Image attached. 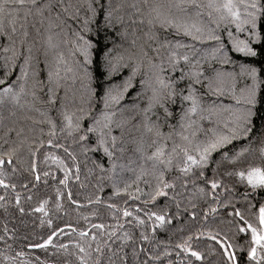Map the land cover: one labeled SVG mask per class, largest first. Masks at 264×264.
Instances as JSON below:
<instances>
[{
    "label": "snow or ice",
    "instance_id": "1",
    "mask_svg": "<svg viewBox=\"0 0 264 264\" xmlns=\"http://www.w3.org/2000/svg\"><path fill=\"white\" fill-rule=\"evenodd\" d=\"M63 13L67 15V19L79 21V8L74 12H69L73 5H64L63 0L59 5ZM53 4L51 0L45 3H38V0H0V36H3L8 43L3 47V52L11 53L5 56V77L11 74L12 69L16 66L17 60L22 56V62L19 66V75L17 80L24 81L20 84L19 89L12 85H8L0 89V109H3L8 103L13 105H21L22 96L31 95L35 97V91H27L26 84L29 75L36 77L39 71L43 70L47 73V82L49 87V102L55 103V92L60 87L61 80L71 78L73 81L80 80L82 93L81 105L73 111L62 101L61 114L63 123L60 127V132L72 137L77 133L80 140H87V133H96L98 146L103 147L104 153L109 157L111 169L106 170L103 165H98L101 171H111L115 173L117 164L112 159L114 152L110 149H116L117 140L119 137L112 134V125L115 124L118 128H123L126 121H114L113 117L116 115L115 111H110L111 108L120 105L124 99L128 89L131 88L132 81L137 74L147 76V79H141V85H147L151 89L152 95L149 97L148 105L142 109V128L139 143L136 151L140 153L143 161H150L151 167H146L141 164L138 175L133 183H137L144 176H151L155 182L145 180L146 184L150 185V191L146 193L148 201H155L157 197H169V189L172 190L170 199L175 202L176 216L180 215L181 201L178 197L181 195L176 189L179 187L187 191L188 185L191 183L194 188L201 195H210L212 201L219 204L217 189L221 187V181L216 179V174L225 161L229 163H236L245 152L248 151L246 147L239 151H234L229 154V151L221 152L219 160H213L212 154L220 149H225L232 141L243 138L247 140L250 135H259L264 141V113L259 114L256 109L257 104V73L258 69L250 65H241V74H247L252 79V85L240 89L237 93L235 86V73L226 71L222 68L213 67L211 61H217L222 65L233 63L229 56L227 46L222 41L221 36L217 34L221 23L235 24L237 32L243 31L245 25H250L249 35L255 37L260 41V36L257 33L258 20L264 17V3L261 0H208L207 4L201 0H167L166 3H152L148 0H87V15L82 21H79L77 28H72L71 37H68L66 28L71 27L66 19H62L61 13H57L55 18L52 17ZM207 10L208 21L203 19L205 11ZM45 12L48 16L45 17ZM22 13L20 17L18 14ZM39 17L40 22L44 19L48 20V28H61L63 37L61 41L54 42L51 35L48 36L46 44L43 46V68L39 67V49L34 43L27 42L26 38L28 32L25 28L20 33L21 39L19 41L21 47L27 43L26 50L21 51L17 47V40L15 34L18 29L16 27L17 19L22 18L27 21L28 17ZM99 19L98 22V18ZM7 19L9 27L6 26ZM147 24L149 27L148 33L145 35L155 41V46L147 43H138L135 29L130 33L128 29L134 25ZM215 25L213 28L211 25ZM95 25V27H93ZM167 33L171 30L174 36H183L188 38L189 42H184L180 39H168L166 36L161 38L156 29ZM231 42L232 49L236 53L243 54L249 57H256L258 52L250 46L248 40L238 39L233 36L231 31L225 29ZM60 35V34H58ZM131 35L134 37L130 41V47L126 48L122 53H115L117 47H123L118 43L127 39ZM92 37H95L94 39ZM206 41H215L216 44L208 49L203 50L202 55H197L201 49L197 44L203 45ZM60 43H70L72 46V55L75 57L79 55L82 60L76 59L70 65L66 60L64 52L60 50ZM111 45V46H109ZM131 49H135L134 51ZM166 50V51H162ZM180 49H187L188 51L181 52ZM99 51V65L98 69L100 77L93 75V55ZM151 52V54H150ZM196 56L195 59L192 57ZM35 62V64H34ZM181 62L188 66L187 70L181 67ZM208 63V68H204V64ZM131 65V70L127 76L121 77V82L117 83L113 80L114 76H118L124 68ZM179 73V75H176ZM70 74V75H69ZM107 81V83H105ZM5 80L0 79V84H4ZM40 83V81H36ZM93 83L97 87H93ZM199 85L203 91L196 86ZM35 87V85H33ZM141 93H137V96ZM97 98L102 104V109L97 116L93 118V122L83 130L81 121L85 116H88L91 109L83 106L90 102L93 98ZM207 97L208 99H205ZM67 92L64 100H67ZM187 102V106H185ZM171 105L177 106V111L174 113ZM30 108L32 104L28 105ZM135 106V104L133 105ZM159 108V113L154 109ZM152 113L156 119H151L149 115ZM13 116L15 112L11 113ZM224 114H227L226 119H222ZM174 115H178L175 124L169 121ZM255 118V122H254ZM5 117L0 112V124H3ZM167 124L168 132L162 130V123ZM207 121L211 127L207 128L205 137L197 139V133L204 130L203 123ZM46 122L49 125L47 140L49 146H53V139L57 135L56 123L48 118ZM222 125V127H221ZM6 127L5 137L14 131L11 127ZM30 131H34L31 130ZM40 134L43 135L44 129H40ZM23 129L16 131V140L11 141V145L6 151L0 152V186L4 188L11 187L15 190V184H8L3 178L5 175V166L11 168L12 172H16L17 166L13 162V157H16V163L20 162L17 153L21 148L26 147L28 153L33 157V162L30 164V170L35 175V180H40L39 173L36 172L35 157L40 147L45 143L43 139L29 140L28 137H21ZM149 147L155 146L154 150L149 154L145 151L144 145L148 143ZM109 141L110 147H109ZM168 141H172L170 149L168 148ZM5 143H9L5 139ZM36 144V148L32 145ZM55 147H62V145H54ZM68 152V149H64ZM122 152L123 149L121 148ZM264 153V149H261ZM71 155V153H69ZM75 160V157H72ZM51 159L58 163L64 170V179L60 181L61 184L67 185L68 175L71 169L64 165V162L56 156L51 154L45 156V160ZM210 164H214L212 169L213 177L205 179V183L210 185V191L206 192L204 187L197 185V180L204 178V169L208 168ZM124 168V165H120ZM175 168L177 175L171 179L166 178V173L171 172ZM76 179H79V167L76 166ZM231 176V171L226 172ZM235 175L241 181L247 182V185L252 189L264 188V167L249 166L247 170H237ZM44 176H48V172H44ZM27 182L22 184V187L27 188ZM131 184L125 182L123 188L113 184L114 195H119L125 192L129 197L139 199V196H134V193L129 192L128 189ZM102 190V188H101ZM142 190L137 187L135 192ZM58 196L60 195L57 190ZM248 192L243 193L245 198L248 197ZM68 198L73 204L79 206V202L72 200V193H68ZM4 197L0 196V200ZM31 199V197H28ZM19 194H17L16 202L19 204ZM101 198L96 196L95 202L99 203ZM88 203H93L89 199ZM230 204L231 201H227ZM45 204L47 200L43 201L36 211L46 213ZM61 205L57 204L59 208ZM111 209H116L115 204H108ZM195 207V206H193ZM23 213L24 209H19ZM186 210V209H185ZM137 211H140L137 208ZM217 207L209 205L204 212V218L207 219L209 214H215ZM127 208L123 210V216H131ZM149 219L154 217V223H159L163 226L165 223L171 222V217L166 218V214L157 212L146 213ZM195 218L196 213H191ZM229 215L239 217L243 222V226H238L239 233H247L250 231L251 241L250 247L247 250L249 261H255L256 264H264V202L261 203L258 211L256 222L246 220L239 208L233 207ZM137 220L143 223V220L137 216ZM51 224V221H48ZM92 227L103 229V224H95ZM5 231H7L5 229ZM58 231H63L62 229ZM75 231V229H73ZM57 233L54 231L43 244H31L29 247L42 248L52 244L53 237ZM218 233H208L211 240L216 241L221 249L222 255L226 258L227 264H239L236 251L233 250L237 246L227 242V238L223 240L218 239ZM81 237L87 236L84 231L80 232ZM3 239V237H0ZM96 239L95 236L92 237ZM147 240L148 237L144 236ZM192 237H188L191 241ZM185 241L183 244H178L184 252L190 253L196 260H203L202 253L198 250H193ZM62 248H67V245H60ZM76 248L79 251L78 260L80 264H99V260L91 261V252L86 251L85 247L77 243ZM91 248V245L88 246ZM258 249L260 252L258 253ZM95 251L101 252V248L97 245ZM23 255V253H18ZM179 256V253H177ZM146 264V262H145ZM191 264V261H189Z\"/></svg>",
    "mask_w": 264,
    "mask_h": 264
},
{
    "label": "trees",
    "instance_id": "2",
    "mask_svg": "<svg viewBox=\"0 0 264 264\" xmlns=\"http://www.w3.org/2000/svg\"><path fill=\"white\" fill-rule=\"evenodd\" d=\"M45 2L47 0H38V3ZM113 2L115 3L116 0H113ZM142 2L143 0H141ZM166 2L167 0H148L149 4ZM201 2L207 4L208 0H201ZM51 3L53 4V19L57 13H61L62 19H66L68 24L71 25V27L65 29L68 33L67 38L70 39L72 28H77L79 21H82L88 14L87 0H63L64 5H73L69 12H74L76 8H79V21L67 19V15L63 13L59 6L61 0H51ZM261 3H264V0H261ZM18 15L23 16L22 13ZM47 16L48 13L45 12V17ZM99 19H102V17L98 18V22ZM203 19L205 22L208 21L207 10ZM5 24L10 29L7 19ZM22 24L25 25L28 32L27 42L34 43L36 48L40 50L38 59L40 62L39 67L42 69L44 61L43 46L46 44L49 35L53 37L54 42L61 41L64 38L61 28L53 27L49 29L48 20L44 19L41 23L39 17L29 16L27 21L22 18L17 19L18 32L15 34V39L17 40V47L22 52L27 47V43L23 47L19 43L20 33L25 30V28H21ZM211 26L215 28L214 24ZM250 27V25H245L243 31L237 32L235 24L226 25L221 23L216 32L227 46L228 54L233 63L227 65H222L217 61H211V63L213 67L222 68L236 74L235 86L237 93L240 89L252 85L251 77L247 74H241L240 66L250 65L258 69L256 109L259 116V114L264 113V17L258 20L257 24V33L261 38L259 42L255 37L249 35L248 30ZM133 28L138 43L155 46V41L150 40L145 35L149 31L146 23L134 25L128 31L131 33ZM226 28L232 32L234 37L248 40L250 46L257 50L258 55L249 57L231 50L232 45L227 31H225ZM156 31L161 38L166 36L168 39H180L189 42L186 37L174 36L171 30L165 33L157 28ZM133 38L129 35L127 39L119 41L118 43L122 44L123 47H117L114 54L122 53L126 48H129L130 41ZM7 43L8 41L0 36V79L5 80L4 84H0V89L8 85L19 89L20 84L24 83V81L17 80L22 56L17 60L11 74L5 77L6 62L4 58L11 54L2 50ZM215 44V41H206L203 45L197 44V47L201 49V52L197 55H202L204 49H208ZM60 50L64 52L70 65L76 59L82 60L79 55L74 57L71 54L72 46L70 43H60ZM131 50L134 51L135 49ZM162 51L166 50L162 49ZM179 51L188 50L180 49ZM192 58L195 59L196 56ZM98 65L99 51L93 55L92 67L94 77L102 78L100 77ZM180 66L187 70L188 66L184 65L183 62ZM204 68H208V63L204 64ZM130 70L131 65L124 68L118 76H114L113 80L120 83L121 77L127 76ZM176 75H179V73H176ZM141 79H147V76L137 74L132 81L133 86L128 89L120 105L110 109V111L116 112L113 117L114 121H126L123 128H118L115 124L112 125V134L119 137L116 149H110L114 152L112 159L117 164L115 173L101 171L98 167V165H103L104 169L110 170L111 164L109 157L103 151V147L98 146L96 143V133H87L88 139L80 140L79 135L81 133L69 137L60 132L63 123L62 101L69 107L70 111L82 106L81 97L84 94L79 79L75 81L71 78L61 80L60 87L55 92V103H50L48 89L51 85L47 82L46 71H39L36 77H32L30 74L26 90L29 92L35 91V97L31 95L22 96L21 105L23 107L8 103L3 109H0L5 117L3 124H0V152L6 151L12 146L11 141L17 139L16 131L20 129H23L22 138L26 136L29 140L39 138L45 141L34 158L36 172L40 175L39 181L35 180V175L30 170L33 157L28 153L26 147L21 148L17 153L20 158L18 164L16 163V157H13V162L18 169L16 172H12L10 167L5 166L3 178L6 183L15 184L16 188L13 190L11 187L4 188L0 186V196L4 197L3 200H0V237H3V239H0V264H80L78 260L79 251L76 248L77 243L84 246L86 251L91 252V261L98 259L99 264H145V262L146 264H189V261H191V264H227L219 245L209 238L208 233L210 232L213 234L218 233V239L227 238V242L237 246L233 250L236 251L239 264H256L255 261H249L247 256L251 241L250 231L239 233L237 231L238 226H243V222L240 221L239 217L229 215V213L232 212L233 207H236L241 210L246 220L256 222L259 207L264 202V188L252 189L247 185L246 180L241 181L235 175V172L240 169L246 171L249 166L264 167V153L261 152V149H264V141L259 135L255 134L254 130L253 135H250L247 140L243 138L234 140L225 149H220L212 154L213 160H219L223 151H229L231 155L234 151H239L243 147L248 149L236 163L225 161L221 164L215 177L221 181V187L216 190L219 198L218 205L212 201L210 195H201L191 183L188 185L187 191L179 187L176 189L177 192L181 193L178 197L181 201L179 217L175 215L177 211L175 202L170 199L171 189L168 190L169 197L160 196L155 201L149 200L145 204L144 201L148 200L146 193L150 191V185L144 181H152L151 186H154L155 182L151 176H144L138 184L133 183L141 164L151 167V162L143 161L140 153L135 150L143 133L142 109L148 105L149 97L152 95L151 89L147 85H141ZM36 81H40V83L37 84ZM93 87L96 88L97 84L93 83ZM196 87L203 91L199 85ZM66 92L68 99L64 100ZM137 93H141V95L137 96ZM84 99L87 100L86 95H84ZM205 99L208 98L205 97ZM29 104H32L33 107L30 108ZM134 104L135 106H133ZM83 106L89 107L91 111L81 121L82 133L93 122V118L97 116L103 107L95 97ZM185 106H187V102ZM171 107L176 113L177 106L171 105ZM13 111L15 112L14 116L11 114ZM154 111L159 113L161 110L156 108ZM149 115L151 119H156V116L152 113ZM48 118L57 125V135L52 137L53 146L47 144V140L50 138L47 134L49 125L46 120ZM177 118L178 115H174L169 122L175 124ZM226 118L227 114H224L222 119ZM161 123L162 130L168 132L167 124L163 120H161ZM202 123L204 130L197 133V139H203L207 128L211 127L207 121ZM5 126L14 129L7 137L4 135ZM30 129L34 131H30ZM40 129H44L43 135L40 134ZM5 139H8L9 143H5ZM146 139L148 138L146 137ZM110 143L109 141V147ZM57 144L62 145V147H55L54 145ZM149 144L150 139H148V143L144 145V148L150 154L155 146L149 147ZM167 144L170 149L172 141H168ZM32 147L36 148V144H33ZM65 148L68 149V152H65ZM121 148L123 149L122 152L120 151ZM49 154L59 157L64 165L71 169L67 185L60 183L65 176L63 168L51 159L45 160V156ZM73 156L75 160H73ZM77 165L79 167V179H76ZM120 165L125 167L121 168ZM214 167V164H210L208 168L204 169L205 177L197 180V185L204 187L206 192L210 191V185L205 183V179L213 177L212 169ZM228 171L233 174L231 176L227 175L226 172ZM44 172H48V176H44ZM177 174L175 168H173L171 172L166 173V178L171 179ZM25 182H27V188L22 187ZM125 182L131 184L128 191L134 193V196H139V199L129 197L125 192L114 195L113 184L115 183L118 187L123 188ZM137 187L142 191L135 192ZM57 190H59V196ZM69 192L72 193V200L79 202V206L69 200ZM245 192L249 194L247 198L243 196ZM17 194L20 197L19 204L16 202ZM96 196L101 198L99 203L95 202ZM28 197H31V199H28ZM89 199L93 203H88ZM45 200H47V204H45L47 214L36 211L35 209ZM227 201H231V203L227 204ZM57 204L61 206L58 208ZM108 204H115L116 209L109 208ZM209 205L216 206L217 212L209 214L205 219L204 212ZM20 208L24 209L23 213L20 212ZM125 208L132 212L131 216H123ZM137 208L140 211H137ZM149 212L166 214V218L171 217V222L160 226L159 223H154V217L149 219L146 215ZM192 212L196 213L195 218L192 217ZM137 216L140 220H143V223L136 219ZM49 220L51 224L48 223ZM95 224H103L104 228L92 227ZM60 229L63 231H58ZM54 231L57 234L53 237L51 245L42 248L29 247L31 244H43ZM81 231L86 232L87 236L81 237ZM93 236L96 237L95 240L92 239ZM144 236H147L148 239H143ZM189 236L192 237L191 241H188ZM185 241H188L193 250L202 253L203 260L198 261L190 253H186L177 247L178 244H183ZM60 245H67V248H62ZM89 245H91L90 249L88 248ZM97 245L101 248L100 253L95 251ZM18 253H23V255H18ZM177 253H179V256ZM260 254L264 255V253Z\"/></svg>",
    "mask_w": 264,
    "mask_h": 264
}]
</instances>
